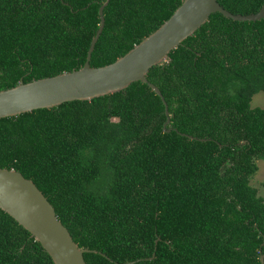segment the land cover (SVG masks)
<instances>
[{
  "label": "trees",
  "instance_id": "1",
  "mask_svg": "<svg viewBox=\"0 0 264 264\" xmlns=\"http://www.w3.org/2000/svg\"><path fill=\"white\" fill-rule=\"evenodd\" d=\"M106 0H0V90L82 67ZM235 14L264 0H218ZM183 0H110L91 65L115 61ZM148 83L0 118V167L33 180L88 264H261L264 18L220 12ZM192 136V137H190ZM264 185V181H263ZM155 253V256L153 254ZM0 264H54L0 208Z\"/></svg>",
  "mask_w": 264,
  "mask_h": 264
},
{
  "label": "water",
  "instance_id": "2",
  "mask_svg": "<svg viewBox=\"0 0 264 264\" xmlns=\"http://www.w3.org/2000/svg\"><path fill=\"white\" fill-rule=\"evenodd\" d=\"M109 2L106 0L99 8L100 25L91 40L84 65L0 90V118L52 108L68 101L91 100L126 89L135 81H143L162 98L167 115L164 130L170 132L169 106L160 88L149 81L150 69L169 61L171 51L205 24L212 13L220 12L239 21L264 18V4L256 13L235 14L218 0H183L169 19L127 53L111 63L92 66V53L104 29V9ZM0 208L40 242L54 264H88L84 253L98 251L80 247L43 191L16 169L0 167ZM260 260L264 264V254Z\"/></svg>",
  "mask_w": 264,
  "mask_h": 264
},
{
  "label": "rangeland",
  "instance_id": "3",
  "mask_svg": "<svg viewBox=\"0 0 264 264\" xmlns=\"http://www.w3.org/2000/svg\"><path fill=\"white\" fill-rule=\"evenodd\" d=\"M251 105L253 107H264V92H258L253 96L251 101ZM257 163L259 165V169L257 173L253 176L251 183L253 186L258 188L259 194L264 197V159H258Z\"/></svg>",
  "mask_w": 264,
  "mask_h": 264
}]
</instances>
